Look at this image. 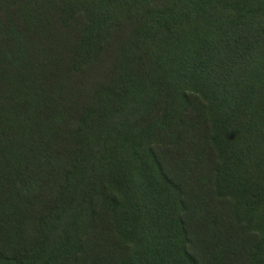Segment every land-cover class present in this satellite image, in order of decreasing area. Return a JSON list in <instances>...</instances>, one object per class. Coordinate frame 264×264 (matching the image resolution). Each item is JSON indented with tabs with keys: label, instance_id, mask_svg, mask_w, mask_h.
Returning <instances> with one entry per match:
<instances>
[{
	"label": "trees",
	"instance_id": "1",
	"mask_svg": "<svg viewBox=\"0 0 264 264\" xmlns=\"http://www.w3.org/2000/svg\"><path fill=\"white\" fill-rule=\"evenodd\" d=\"M92 254L264 264V0H0V264Z\"/></svg>",
	"mask_w": 264,
	"mask_h": 264
},
{
	"label": "rangeland",
	"instance_id": "2",
	"mask_svg": "<svg viewBox=\"0 0 264 264\" xmlns=\"http://www.w3.org/2000/svg\"><path fill=\"white\" fill-rule=\"evenodd\" d=\"M187 145H189V141H188V143H187ZM199 150L196 152H194V154H199ZM168 154V155H167ZM167 155V157H168V160H167V162H176V164H177V162H182V163H190L189 165V167H187V172L185 173V177L186 178H189V179H191V177L189 176V172H191V166H192V161H188L187 160V158H185V156H186V152L184 151V152H182V151H175L174 153H173V151H168V152H166V154H165V156ZM173 159V160H171L170 161V159ZM195 158V157H194ZM203 158H204V155H202V156H199V158H195V162H197V163H200V162H203ZM178 165V164H177ZM196 167H199V165L198 166H196ZM197 171V168H195L194 169V172H196ZM197 173V172H196ZM227 232H225V234H226ZM229 234V233H228ZM227 234V236H228V238L231 236V235H228ZM197 236H199V234L197 235ZM208 235H206V237H207ZM203 237V236H202ZM205 237V238H206ZM236 237V236H235ZM204 238V239H205ZM204 239H203V241H204ZM205 242V241H204ZM203 242V243H204ZM202 243V241H197V244H201ZM206 244V243H205ZM95 255L94 254H92V255H87V256H85L84 258L82 257L80 260H79V264H90V262H96V260H95ZM237 257H240V254H239V252H238V254H237ZM102 262H104V261H102ZM234 262H236V263H239V260H234Z\"/></svg>",
	"mask_w": 264,
	"mask_h": 264
}]
</instances>
